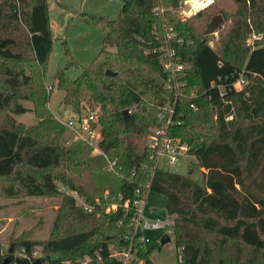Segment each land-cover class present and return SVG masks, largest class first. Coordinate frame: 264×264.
<instances>
[{
  "label": "trees",
  "instance_id": "1",
  "mask_svg": "<svg viewBox=\"0 0 264 264\" xmlns=\"http://www.w3.org/2000/svg\"><path fill=\"white\" fill-rule=\"evenodd\" d=\"M233 1L234 11L219 10L231 21L219 49L206 36L208 22L206 30L196 24L208 5L181 16L175 11L181 0H125L116 18L91 15L105 29L101 49L77 77L68 72L77 63L71 58L56 79L66 106L80 111L87 96L100 104L102 152L92 154L84 139L69 147L48 142L13 115L0 121V196H62L50 236L21 239L27 253L39 246L41 256H53L44 264H63L100 249L105 261L122 264L109 257V245L133 241L141 264H157L133 234V200L141 187L164 194L167 211L177 215L178 264H264V0ZM164 23L184 36L177 46L188 84L201 93L196 110L179 97L174 117L180 122L168 129L194 156L187 173L156 165L149 145L151 127L165 122L164 105L173 99L157 50ZM254 35L261 37L252 44ZM52 46L49 0H0V113L28 111L25 99L40 122L51 117L46 71ZM242 75L243 88L231 87ZM213 80L218 85L211 86ZM61 132L52 133L54 140ZM106 154L116 160L114 170L107 169ZM195 166L202 182L192 177ZM60 182L90 202L99 198L96 210L77 204ZM11 248L3 260L17 264ZM23 258L32 263L37 257Z\"/></svg>",
  "mask_w": 264,
  "mask_h": 264
},
{
  "label": "rangeland",
  "instance_id": "2",
  "mask_svg": "<svg viewBox=\"0 0 264 264\" xmlns=\"http://www.w3.org/2000/svg\"><path fill=\"white\" fill-rule=\"evenodd\" d=\"M63 1L65 5L59 4L56 0H49L53 46L47 62L46 82L47 88L51 91L49 101V106L52 109L51 117L40 122L39 117L32 109L33 103L24 99L22 100L23 103L31 109L24 113H14L10 110L2 111L0 113V121L6 122L10 115H13L17 121H21L28 126H33L32 129H35L48 142H56L61 147H69L73 134L71 129L66 127L65 122L71 117V109L73 108L66 106L63 102L64 90L57 86V69L60 66L66 65L71 58H74L77 63L70 65L68 72L71 78H75L82 72L85 66L95 59L103 45L105 29L100 23L95 22L91 18V15L106 14L111 18H116L119 16L125 0ZM187 1L180 2V6L175 9L181 16H190V11L194 14L193 5L190 1ZM208 6L207 11L197 19L196 24L206 30L205 23H209L212 19L208 18L209 14H223L224 20L222 25L216 28V30L206 33L209 42L219 49L225 32L231 23L230 19L225 16L226 12L219 10L225 8L227 12H232L236 9V6L233 0H213ZM250 38L253 39L254 43L256 37L251 36ZM92 109L100 113L101 106L88 96L83 98L82 109L80 111L86 112ZM63 125L66 127V130ZM58 127L62 129V134L59 139L54 140L52 133ZM92 145L93 149L91 153H100L97 151L96 145ZM193 159L194 156L186 154L176 162L170 163L167 156H162L160 157L159 165L170 167L174 171L187 173L190 168V162ZM192 177L198 182L203 181L201 170L197 166L194 168ZM64 186L63 183H59L60 188L63 189ZM61 202V195H32L22 198L0 196V252L3 254L2 260L10 247L13 248V255L24 257L26 250L24 251V248L19 244L21 239L26 236L41 240L48 238L52 232L53 223ZM114 203L104 201L103 206H107L108 208ZM165 204L166 197L164 194L149 189L143 206L144 216L146 218L160 216L156 208H165ZM173 231L174 225L172 224L159 229H145L143 231L146 247L150 250V258L157 264L179 263V248L173 237ZM164 233H169L171 239L163 244L161 238ZM30 255L41 256L40 247H35ZM83 257L84 255H77L74 260Z\"/></svg>",
  "mask_w": 264,
  "mask_h": 264
},
{
  "label": "built area",
  "instance_id": "3",
  "mask_svg": "<svg viewBox=\"0 0 264 264\" xmlns=\"http://www.w3.org/2000/svg\"><path fill=\"white\" fill-rule=\"evenodd\" d=\"M184 0H181V3ZM193 5L194 13L199 9L207 6L213 0H188ZM202 1L204 3L202 4ZM159 11H162V7H158ZM190 14H193L190 11ZM164 33L161 37V45L157 48L160 52V62L163 68L168 73V80L165 87L172 94V102H168L164 105V109L169 111V116L162 125L152 126L149 133V145L153 151V156L156 158V165H159L160 157L167 156L170 163H174L182 156L188 154V144L184 142L179 136H173L169 134V126L178 121L174 114L176 112V103L179 97H185L190 100V106L193 109H198L199 105L197 98L200 96V91L197 86H190L187 80V64L182 60L181 54L177 43H183L185 41L184 36H181L177 31L172 30L164 23ZM255 37L257 35H254ZM257 37H261L258 35ZM253 43V39H249ZM192 41V40H191ZM246 83V78L242 75L237 80L231 83V87L235 89H242ZM218 85L217 80H213L210 85ZM219 87L221 85L219 84ZM99 112L92 109L86 112L71 109V117L65 122L67 128L71 129L73 134L72 141L76 139H84L91 144L96 145L97 151L102 152L99 142L102 138L101 123L99 120ZM107 157V169L114 170L116 160ZM63 190H66L70 195L74 197L77 204L83 205L87 210L94 211L96 206L100 203L99 198L96 202L88 201L77 190H72L64 186ZM147 190L143 188H136V196L133 200L134 204V216H133V234H139V239L145 242L143 231L145 229H159L166 227L170 224L174 225L176 221V213L168 212L165 215L158 217L146 218L143 212V206L147 198ZM117 204L114 203L109 206L108 209L116 208ZM124 207H129V201L124 202ZM121 221V220H120ZM25 251V248H24ZM25 253V252H24ZM108 255L114 259H117L122 264H141L143 259L137 255V248L134 247L133 241L129 244H110L108 248ZM24 257L34 259L36 256L25 253ZM110 264L104 260V255L100 249H97L94 253H87L83 258L77 260L68 259L63 264Z\"/></svg>",
  "mask_w": 264,
  "mask_h": 264
},
{
  "label": "water",
  "instance_id": "4",
  "mask_svg": "<svg viewBox=\"0 0 264 264\" xmlns=\"http://www.w3.org/2000/svg\"><path fill=\"white\" fill-rule=\"evenodd\" d=\"M224 20V16L223 14L219 13L217 15H214L211 19V21L208 23V28L206 30L207 33L214 31L216 28H219L222 25V22ZM108 73H114L112 70L108 69L107 70ZM124 116L126 119H128L129 115H130V110L129 109H125L123 111ZM157 212L160 215H165L167 213V209L165 208H156ZM171 239V236L169 233H164L162 235L161 238V242L164 244L166 241H169ZM10 251H13V248H11ZM53 256L51 255H46V256H39L37 257L32 263H28L26 262V260L23 257L20 256H16L15 257V262L17 264H42L44 261L46 260H52ZM10 258L7 257L5 260H3L2 262H0V264H8Z\"/></svg>",
  "mask_w": 264,
  "mask_h": 264
},
{
  "label": "crops",
  "instance_id": "5",
  "mask_svg": "<svg viewBox=\"0 0 264 264\" xmlns=\"http://www.w3.org/2000/svg\"><path fill=\"white\" fill-rule=\"evenodd\" d=\"M56 1H58V3L61 4V5H65V4L63 3V2H64L63 0H56ZM49 8H50V5H49ZM50 19H51V18H50ZM51 22H52V20H51Z\"/></svg>",
  "mask_w": 264,
  "mask_h": 264
},
{
  "label": "bare ground",
  "instance_id": "6",
  "mask_svg": "<svg viewBox=\"0 0 264 264\" xmlns=\"http://www.w3.org/2000/svg\"><path fill=\"white\" fill-rule=\"evenodd\" d=\"M204 3V1H202V4Z\"/></svg>",
  "mask_w": 264,
  "mask_h": 264
}]
</instances>
